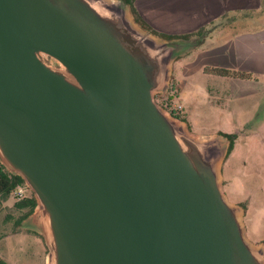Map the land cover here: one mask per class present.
Masks as SVG:
<instances>
[{
	"label": "water",
	"instance_id": "water-1",
	"mask_svg": "<svg viewBox=\"0 0 264 264\" xmlns=\"http://www.w3.org/2000/svg\"><path fill=\"white\" fill-rule=\"evenodd\" d=\"M129 13L0 0V164L36 202L20 228L41 235L45 264H264L224 196L218 142L154 100L191 42Z\"/></svg>",
	"mask_w": 264,
	"mask_h": 264
},
{
	"label": "rangeland",
	"instance_id": "rangeland-1",
	"mask_svg": "<svg viewBox=\"0 0 264 264\" xmlns=\"http://www.w3.org/2000/svg\"><path fill=\"white\" fill-rule=\"evenodd\" d=\"M129 18L133 20L130 13ZM201 40L200 37L187 40L191 47L171 62L167 88L155 94L154 100L191 135L218 142L223 154L219 179L224 196L240 209L246 240L254 247L264 248V101H261V86L251 81L214 76L209 73L213 67L205 65L203 69V64L200 67L202 62L195 58ZM180 80L189 83L185 87L194 96L191 104L181 98ZM178 105L182 106L179 118L170 113ZM245 121H248L246 125L237 127ZM222 134L233 135V149L227 157L228 141ZM228 169L237 171L239 183L229 184L228 177L233 178L235 173L228 175ZM23 189V199L33 196L25 185ZM11 198L6 200V205L12 210L13 224L9 236L0 241V260L6 264H45L48 250L41 235L31 229L16 232L26 219L19 224L26 209L14 207L18 202L14 192ZM14 221L18 225H14Z\"/></svg>",
	"mask_w": 264,
	"mask_h": 264
},
{
	"label": "crops",
	"instance_id": "crops-1",
	"mask_svg": "<svg viewBox=\"0 0 264 264\" xmlns=\"http://www.w3.org/2000/svg\"><path fill=\"white\" fill-rule=\"evenodd\" d=\"M134 8L158 34L182 36L203 29L204 37L195 58L202 62L199 66L250 74L252 78L244 81L259 84L264 96V0H134ZM184 81L180 80L181 98L191 104L194 96L185 87L189 83ZM232 170L227 171L228 175L235 173L233 178L228 177L229 184L239 183L237 171ZM6 200L0 203V241L9 236L13 224ZM23 231L16 229L17 233Z\"/></svg>",
	"mask_w": 264,
	"mask_h": 264
},
{
	"label": "trees",
	"instance_id": "trees-1",
	"mask_svg": "<svg viewBox=\"0 0 264 264\" xmlns=\"http://www.w3.org/2000/svg\"><path fill=\"white\" fill-rule=\"evenodd\" d=\"M121 1L129 7L134 22L138 24L143 30L148 31L149 33L155 36H158L165 40H173V39L189 40L192 37H200L203 40L204 37L203 29H200L193 34L182 35V36H169V35L158 34L141 20V18L139 17V15L137 14L134 8V0H121ZM202 40L200 41L199 45L201 44ZM209 73L213 74L214 76H218L222 78H235L240 80H250L252 78L250 74L231 71L223 68H212L210 69ZM170 113L173 114L175 117L179 118L178 112H176L175 110H171ZM222 136L226 138L228 141V147L226 152V157H227L231 152V150L233 149V135L222 134ZM19 186H24L23 180L18 176H14L8 173L5 170V168L0 164V203L1 201L10 198L12 193ZM35 206H36V202L32 195L18 202H15L14 204L15 208L19 210L26 209L25 213L18 222L20 223V221L28 217L33 212ZM0 264H6V263L4 261H0Z\"/></svg>",
	"mask_w": 264,
	"mask_h": 264
},
{
	"label": "built area",
	"instance_id": "built-area-1",
	"mask_svg": "<svg viewBox=\"0 0 264 264\" xmlns=\"http://www.w3.org/2000/svg\"><path fill=\"white\" fill-rule=\"evenodd\" d=\"M174 110L176 112L181 111L182 110V106L178 105V106H174ZM14 195L17 201H20L23 199L24 197V189L23 186H19L17 187V189L14 191Z\"/></svg>",
	"mask_w": 264,
	"mask_h": 264
}]
</instances>
